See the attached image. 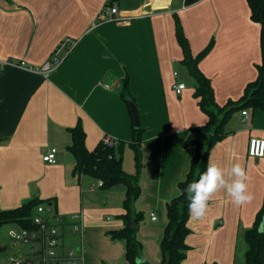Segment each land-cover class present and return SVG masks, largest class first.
<instances>
[{"label":"crops","instance_id":"0c3cea01","mask_svg":"<svg viewBox=\"0 0 264 264\" xmlns=\"http://www.w3.org/2000/svg\"><path fill=\"white\" fill-rule=\"evenodd\" d=\"M109 2L0 0V210L35 198L50 201L64 220L65 247L78 250L82 264H130L126 241L111 235L124 227L126 188L104 190L94 177L74 173L76 159L68 149L70 129L78 122L90 150L105 136L116 146L131 142L134 119L121 94L127 79L145 130L142 193L133 209L142 214L143 256L159 264L167 202L179 195L178 183L195 151L185 146L186 139L191 128L207 122L196 81L183 62L176 18L194 55L212 42L200 68L220 105L239 99L257 79L261 27L247 0ZM113 6L119 19L104 13ZM67 38L77 43L62 65L48 78L38 73L35 68ZM21 62L25 65H16ZM178 82L186 85L182 94L175 91ZM244 111L246 122L243 111L235 113L209 159L226 170L244 164L254 199L236 207L226 192L217 193L206 218L188 222L190 249L182 264H237V259L241 264L240 253L245 264V233L264 200V157L249 155L250 140L264 139V111ZM50 147L58 149L55 164L43 160ZM119 150L125 170L134 173L133 150L128 145Z\"/></svg>","mask_w":264,"mask_h":264},{"label":"trees","instance_id":"16d2710c","mask_svg":"<svg viewBox=\"0 0 264 264\" xmlns=\"http://www.w3.org/2000/svg\"><path fill=\"white\" fill-rule=\"evenodd\" d=\"M119 0H110L109 5ZM251 10V18L260 24V46L262 59L258 68V77L250 82L243 95L237 100H229L224 105L216 101L215 91L210 79L202 72L200 63L211 51L212 42L198 55H194L190 42L186 37L179 18H176V37L183 50V62L196 81L195 96L199 105L207 116L206 124L191 128L185 142L186 147H194L195 151L190 161L189 171L178 183L179 195L167 202V224L161 240L160 249L162 260L159 264H182L187 258L190 247L187 237L191 230L188 213V199L184 189L189 182L198 179L206 170L212 148L227 135L226 126L233 115L249 108L264 111V0H247ZM122 98L130 107L131 94L127 79L124 83ZM131 110V107H130ZM132 111V110H131ZM144 128H135L133 122V136L129 143L120 142L117 146H106L102 142L90 150L86 145L85 130L80 122L70 129L72 142L69 151L76 159L74 173L86 174L103 181L102 188L110 190L123 186L126 188L123 214L124 227L114 231L111 235L115 239L126 241V258L130 264H138L137 259L143 255V244L138 236L141 213H134V205L142 193L141 177L144 167L142 145L144 142ZM128 145L134 152L135 172L128 173L124 168V157L119 150ZM42 204H51L38 198L32 199L23 205L0 210V228L8 223L17 224L22 228L34 226L33 217L36 208ZM134 218L137 227H132ZM264 219L263 205L256 216L254 225L245 233L248 249L245 254V264H264V231L259 230Z\"/></svg>","mask_w":264,"mask_h":264},{"label":"built area","instance_id":"2783aa9c","mask_svg":"<svg viewBox=\"0 0 264 264\" xmlns=\"http://www.w3.org/2000/svg\"><path fill=\"white\" fill-rule=\"evenodd\" d=\"M104 13L111 16V18L119 19V8L113 6L112 8L104 9ZM76 41L69 38L65 39L58 48L54 51L49 60L42 66L35 68L38 73L48 78L50 74L58 69L64 62L66 55L75 46ZM19 67L24 66L23 62L16 64ZM177 94H182L186 89L183 82H178L175 86ZM247 119V111L242 112ZM102 144L106 146H116L117 141L110 136H105L102 139ZM56 147L48 148L43 156V160L48 164H55L57 162ZM249 155L252 157H264V139L252 138L250 140ZM98 184L102 187L103 181L99 180ZM75 219L80 218V215H75ZM153 221L157 220L155 213L151 214ZM64 220L62 216L56 211L52 204H42L36 208L33 217L34 226L31 228H19L10 232L11 239L15 246L20 243L25 246L24 249L18 250L9 256L12 264H82L83 257L78 250L74 248H66L61 231V225ZM74 230L78 231L79 226L75 225Z\"/></svg>","mask_w":264,"mask_h":264},{"label":"clouds","instance_id":"9594fccd","mask_svg":"<svg viewBox=\"0 0 264 264\" xmlns=\"http://www.w3.org/2000/svg\"><path fill=\"white\" fill-rule=\"evenodd\" d=\"M250 176L247 167L239 162L229 170L209 159L206 170L198 179L187 184L184 192L188 199V213L192 221L206 218L210 201L221 190L231 198L236 207H243L252 202L254 194L249 191Z\"/></svg>","mask_w":264,"mask_h":264},{"label":"rangeland","instance_id":"374dc122","mask_svg":"<svg viewBox=\"0 0 264 264\" xmlns=\"http://www.w3.org/2000/svg\"><path fill=\"white\" fill-rule=\"evenodd\" d=\"M15 228L19 229L21 227L18 226L17 224L8 223L0 228V264H12L9 259V256L16 251L25 248V246L22 245V243H20L19 246L14 245V242L10 236V232ZM243 256L244 254L242 255V253H240V256L238 257L239 262H241V264H244ZM237 264H239L238 259H237Z\"/></svg>","mask_w":264,"mask_h":264},{"label":"water","instance_id":"95a60500","mask_svg":"<svg viewBox=\"0 0 264 264\" xmlns=\"http://www.w3.org/2000/svg\"><path fill=\"white\" fill-rule=\"evenodd\" d=\"M130 107L132 110V115H133V119H134V124H135V128L139 129L142 127V122H141V118H140V113L138 110V107L136 106V104L130 100ZM132 227L136 228L137 227V220L134 218L133 222H132ZM259 230L261 232L264 231V219L262 221V223L260 224ZM137 263L138 264H151L143 255L139 256L137 259Z\"/></svg>","mask_w":264,"mask_h":264}]
</instances>
